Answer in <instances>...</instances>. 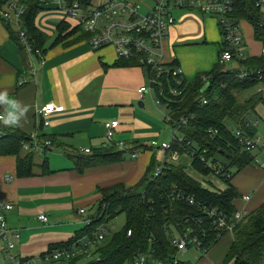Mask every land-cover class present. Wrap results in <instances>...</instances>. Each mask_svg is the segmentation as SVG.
<instances>
[{"label": "crops", "instance_id": "1", "mask_svg": "<svg viewBox=\"0 0 264 264\" xmlns=\"http://www.w3.org/2000/svg\"><path fill=\"white\" fill-rule=\"evenodd\" d=\"M5 1L0 0V9ZM11 1L24 3V0ZM135 1L150 3L151 0ZM257 1L264 5V0ZM173 16L175 21L161 42L163 60L178 65L182 79L191 82L196 75L211 70L217 62L219 30L214 18L197 11L174 10ZM62 19L57 1L50 5L48 0H40L34 25L46 34V40L42 45L43 62L38 63L34 55L9 37L0 18V92L6 91L10 99L29 108L19 126H6L0 121V132L16 128L25 135L35 133L38 141L49 140V144L40 150L29 152L33 163L29 176H15V155H0V199L11 204L5 214L7 225L18 230L13 252L25 257L43 252L49 244L62 242L80 229L82 220L94 212L100 197L99 188L115 184L133 187L141 182L150 158L159 162L162 157H157L160 151L147 146L148 141L158 137L159 121L150 113L146 102L148 94L142 98L137 94V88L145 81L142 69L133 65H113L117 58L112 48L91 49L88 34L80 26L69 36L56 41V26ZM64 22L77 26L70 19ZM237 22L250 30L245 39L241 34L243 52L256 57L259 42L253 39L250 24L243 19ZM9 26L14 31V27ZM203 55H206L204 59ZM49 102L60 109L50 116L47 126H42L34 112ZM4 111L5 106L0 105V114ZM110 120L117 121L118 126L111 142L105 144L103 123ZM248 120H256L253 128L257 136V119ZM117 141H123L128 149L140 145L145 148L133 149L134 156L126 149L122 150L120 160L86 167L82 172L75 169L76 155H85L78 154V148L92 150L112 146L117 149L114 145ZM162 141L165 140L159 142ZM26 153L20 150L19 156ZM171 164L181 165L184 172L203 188L212 191L225 188V184L222 187L214 184L216 180L222 181L219 177L196 171L185 154H180ZM186 167L196 175L187 173ZM260 169L262 171L257 170L254 179L255 189L258 188L256 196L249 190L238 192L229 181L238 193L233 200L236 209L244 208L249 212L264 201V168ZM242 195H248L247 201L241 199ZM79 208L84 210L83 213L77 212ZM38 214L45 215L46 221L36 220ZM231 240V233L223 232L203 254L189 248L183 253L190 250V258L176 257L187 264H233L232 260L223 263Z\"/></svg>", "mask_w": 264, "mask_h": 264}, {"label": "trees", "instance_id": "2", "mask_svg": "<svg viewBox=\"0 0 264 264\" xmlns=\"http://www.w3.org/2000/svg\"><path fill=\"white\" fill-rule=\"evenodd\" d=\"M66 3L78 2L82 7H87L90 0H65ZM257 0H231L229 16L236 21L243 19L252 28L253 39L264 41V13L263 4ZM24 9L21 14L22 28L33 48L42 53V45L46 40V34L34 25V17L40 9V0H24ZM9 37L17 42L15 32L3 22ZM68 24L62 19L56 26V41H60L73 33V29L64 31L63 37L58 34L65 30ZM79 27V26H78ZM85 34L83 33V36ZM219 54V47H218ZM113 65H131L126 60L117 59ZM245 68H263L264 61L261 56H247L238 62ZM238 68L225 67V64L216 62L211 70L195 76L191 82L181 80L176 84L170 76L161 77L159 86L154 87V93L161 104L166 103L170 112L184 111L181 115L185 119L184 124L177 125L172 120L167 123L174 124L177 131L185 140L195 142L198 150L191 160V166L201 174L210 173L219 168V177L225 183L222 190H208L200 183L188 176L181 165L167 164L154 176L153 171L161 165L153 157L150 158L145 168L142 179V188L138 184L125 188L120 184L99 188L100 197L95 204L94 212L88 216L89 223L82 225L74 231L66 241L82 234H90L99 225H105L110 219L119 213L124 215V225L120 230L113 231L95 249V257L85 261L84 264H123L129 263L139 253L150 252L153 257L168 261L175 253V247L171 245V237L180 234L187 226L192 228L191 235H196L201 241V247L209 248L217 239L208 224L209 217L202 206L213 207L230 217L236 210L233 200L238 193L230 184L232 171L240 170L246 165H255V155L258 149L245 150L240 148L231 129L240 126L245 128L249 135H255L253 127H245L246 113L261 101L264 104V92H257L254 97L238 103L232 92L242 91L258 83L254 78H239ZM206 74L207 78H201ZM207 82L205 89L200 92L201 86ZM161 89V95L158 89ZM169 88L179 91L172 95ZM205 102L201 103V99ZM176 120V119H175ZM215 130L214 134L211 130ZM27 135L16 128L2 130L0 132V155H15V176L24 177L31 175L33 166L30 153L19 156L21 141L26 140ZM172 148L181 153L177 143L171 141ZM145 146H133L127 148L143 149ZM205 149V161H199L198 154ZM122 150L112 146L90 149L85 155H76L75 169L78 172L86 167L107 164L118 161L122 157ZM206 160H210L206 163ZM44 172V162L41 163ZM230 171L228 178L222 173ZM181 191L192 198L193 203L188 204L182 199L174 198V192ZM82 224V223H81ZM208 228L210 229L208 231ZM130 233L127 235L126 231ZM223 233V232H222ZM232 240L224 255L223 263L229 260L233 264H264V201L255 209L237 222L231 230ZM66 241L49 244L47 249L60 246ZM78 260H72L68 264H78ZM176 264H187L177 261Z\"/></svg>", "mask_w": 264, "mask_h": 264}, {"label": "built area", "instance_id": "3", "mask_svg": "<svg viewBox=\"0 0 264 264\" xmlns=\"http://www.w3.org/2000/svg\"><path fill=\"white\" fill-rule=\"evenodd\" d=\"M56 1L58 9L62 12L63 19L72 20L75 25L80 26L83 31L87 32V41L91 49L111 47L117 59L126 60L131 65L142 69L145 81L144 84L137 88L138 97L142 98L145 94H148L155 105L165 109L167 111L164 117L166 122L172 120L169 117L172 112L169 113L166 103L161 104L159 102L153 86H159L161 77L167 78L170 76L176 84H179L182 80L180 67L165 62L161 49V42L166 35L167 29L175 21L174 10H192L213 17L216 20L219 34H221L217 62L225 64V67L238 68L237 76L239 78H254L258 82L264 83V67L245 68L238 65V62L244 60L247 55L242 50V37L238 22L229 16L231 0H151L150 3L135 0H91L87 7L80 6L76 1H72L69 4L65 0ZM23 9V4L6 0L4 7L0 9V18L3 22L14 27L19 46L34 55L38 63H42V53L39 49L32 47L22 28L21 14ZM261 9L264 13V5ZM258 56H261L264 61V41L259 42ZM169 92L172 95L179 93V91L172 88H169ZM158 94L161 95L160 88L158 89ZM204 102L205 100L202 98L201 103ZM59 109L60 106L58 105L50 102L45 103L35 109V118L40 121L42 126H47L50 116ZM172 121L177 125L185 123V119L182 116ZM255 124L256 120L246 119L245 121L246 128L254 127ZM117 126L118 122L115 120L103 123L105 144L111 142ZM171 127L172 135L169 142L148 141L147 146L151 150L160 151L162 155L161 165L157 166L153 171L154 176L165 165L174 163L180 154H185L192 160L195 151L198 150L195 142L185 140L174 127V124ZM215 132L214 129L211 130L212 134ZM231 133L240 148L263 151L262 146L264 143H259L258 137L249 135L245 128L234 127L231 129ZM27 136L26 140L21 141L20 146L21 150L27 153L40 150L49 144L47 139L38 141L35 133H30ZM171 141L177 143L176 147L180 148L181 153L172 148ZM114 145L119 150H127L128 148L123 141H117ZM77 152L78 154H88L90 150L88 147H80ZM205 152V149H201L200 154H198L199 161H205ZM134 154L135 151L129 152L130 156H134ZM209 161L206 160V163ZM254 161L261 168H264V161L260 163L256 160ZM210 173L217 177L221 175L219 168H215ZM230 175V171L222 173L225 178ZM173 196L184 200L188 204L193 203L192 198L184 195L181 191L174 192ZM241 199L247 201L248 195H242ZM10 207L11 204L9 202L0 199V260L4 262L0 261V264H68L75 259L78 261L88 260L95 257V249L107 237L105 226L99 225L90 234H82L70 241H66L67 238L64 240L66 243L60 246H55L51 249L46 248L39 254L25 257L13 252L18 239V230L7 225L5 214ZM202 209L210 219L208 224L211 226L215 239L219 238L222 232L231 233L232 227L247 214L244 208L236 209L230 217L210 206H202ZM83 211L82 208L77 210L80 214ZM36 220L45 222L46 216L38 214ZM88 223L89 218L85 217L82 220V225ZM191 232L192 228L187 226L180 234L171 237V245L175 247V253L168 258L171 264L177 263L176 254L178 252H184L189 247L194 248L200 254L207 250V247H201L200 239L196 235H191ZM129 233L130 231L127 230L126 234L128 235ZM127 264L166 263L162 259L153 257L150 252H143L135 255Z\"/></svg>", "mask_w": 264, "mask_h": 264}, {"label": "rangeland", "instance_id": "4", "mask_svg": "<svg viewBox=\"0 0 264 264\" xmlns=\"http://www.w3.org/2000/svg\"><path fill=\"white\" fill-rule=\"evenodd\" d=\"M55 1L56 0H48V2L50 3V5H55ZM57 12V11H56ZM58 14H60L59 12H57ZM213 18V17H212ZM69 25V24H68ZM78 26H74L72 27L71 25H69L65 30H62L61 32H59L58 34H60V36L63 37V34L65 33L64 31H68L73 29L74 31L77 29ZM239 30L243 36V38L245 39L247 35L250 34V30L248 29V27L245 24H242L241 26H239ZM66 31V32H67ZM73 31V32H74ZM220 35V40H221V34ZM64 38V37H63ZM203 59L206 57V55L202 56ZM202 80L206 79L207 76L206 74L201 75ZM259 93H263L264 92V83L263 82H258L257 84L250 86L247 89H243L242 91H237V92H232V94L234 95L236 101L240 104L242 103L244 100L250 98L251 96H255L256 94ZM146 102L149 104V108H150V113L153 114V116L159 121L158 124V137L155 138V140L157 142L161 141V140H165L166 142H169L171 139V135H172V127L170 126L169 123H167L164 120L165 114L167 113V111L163 108L158 107L157 105H155L152 102V99L150 98V96H146ZM246 118L248 119H257V136L259 137V143H264V104L259 101L257 102L252 109H250L247 113H246ZM148 139V138H147ZM263 148V152L262 154L260 152L256 151V158L255 160L257 162H262L264 160V145L262 146ZM157 157L158 155L161 156L160 152H157ZM161 158V157H160ZM255 164V163H254ZM190 168L186 167V172L192 175H196L194 172L191 171ZM257 170H261L260 167H258V165H246L244 167H242L240 170L235 171L234 169H231L232 171V177L229 180L234 187H236L237 191L240 193L246 192L247 190L250 191V194L253 193L254 196L257 195V193H255V191L258 189L256 187L255 189V181L254 179L256 178V176L258 175V171ZM264 172V170H263ZM202 174V175H206ZM199 179H204L202 177H199ZM214 184L217 187H222L224 186V182L223 181H214ZM142 188V184L139 183L138 184V189ZM238 203V202H237ZM252 203V201L250 202V204ZM237 207V206H236ZM91 211L93 209H88V211ZM93 213V212H92ZM91 213V214H92ZM72 222V220H70ZM63 223H65L66 221H63ZM69 224H72V223ZM76 224V223H74ZM124 225V215L123 213H119L117 215H115L112 219H110V221H108L104 226L106 228V236H109V234H111L113 231H117L120 230ZM192 248V247H189ZM188 248V249H189ZM194 249V248H192ZM177 256L179 255V257L181 259H187L190 258L192 255V252L190 250H188L186 253L183 252H178L176 254ZM92 259V258H90ZM88 259V260H90ZM88 260H81L78 262V264H84L85 261ZM2 263H4L2 260H0ZM126 264V263H123Z\"/></svg>", "mask_w": 264, "mask_h": 264}, {"label": "clouds", "instance_id": "5", "mask_svg": "<svg viewBox=\"0 0 264 264\" xmlns=\"http://www.w3.org/2000/svg\"><path fill=\"white\" fill-rule=\"evenodd\" d=\"M0 105L5 106L4 114L0 121L6 126H19L22 118L26 117L29 108L18 100L10 99L6 91L0 92Z\"/></svg>", "mask_w": 264, "mask_h": 264}, {"label": "water", "instance_id": "6", "mask_svg": "<svg viewBox=\"0 0 264 264\" xmlns=\"http://www.w3.org/2000/svg\"><path fill=\"white\" fill-rule=\"evenodd\" d=\"M207 82H205L202 86H201V88H200V92H202L204 89H205V87L207 86ZM183 113H184V111H176V112H173V113H171L170 115H169V117L172 119V120H175V119H177L179 116H181V115H183Z\"/></svg>", "mask_w": 264, "mask_h": 264}]
</instances>
